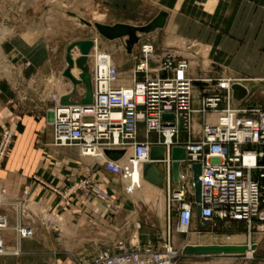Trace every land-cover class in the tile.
Masks as SVG:
<instances>
[{"label": "built area", "instance_id": "built-area-1", "mask_svg": "<svg viewBox=\"0 0 264 264\" xmlns=\"http://www.w3.org/2000/svg\"><path fill=\"white\" fill-rule=\"evenodd\" d=\"M118 41V49L132 57L129 83L120 84L113 54L98 49L92 56L88 54L92 102L80 104L85 90L74 88L63 77L48 95L52 103L48 111L52 145L76 148L81 158L90 159L115 176L126 195L139 189V174L144 182L143 164L153 162L163 173L167 225L159 245L148 242L135 251L120 246L115 253L101 250L91 264H175L180 251L172 246L170 217L175 211V231L185 235L195 219L196 206L200 207L201 226L213 222L241 225L248 234L247 243H251L252 233L264 234V76L253 78L249 88L235 78H193L189 74L190 59L174 50L158 52L154 42L139 38L138 52L132 55V51L126 52L124 39ZM71 53L73 68L77 69L75 61L81 54L73 58ZM71 71L72 77L79 79ZM195 83L207 86V90L198 88L195 93ZM233 84L246 89L245 98L233 99ZM65 96L72 103L61 104ZM163 115L173 118L164 120ZM14 136L10 127L0 131V166ZM153 147L163 148L161 159L150 160ZM173 148H182L186 154L178 161L177 183L172 180ZM107 150L123 151V155L110 160L105 155ZM193 164L201 166L199 202L194 201ZM173 185L177 188L172 189ZM84 189L104 201L107 208L119 209V204L88 178L79 179L69 192ZM26 196V191L19 199L8 195L0 182V256L19 255L21 242L33 237L34 216L23 208L28 205ZM4 208L15 212L12 249L1 236L9 228ZM44 213L53 220L45 221L38 213L39 223L57 232V216L47 209Z\"/></svg>", "mask_w": 264, "mask_h": 264}, {"label": "crops", "instance_id": "crops-1", "mask_svg": "<svg viewBox=\"0 0 264 264\" xmlns=\"http://www.w3.org/2000/svg\"><path fill=\"white\" fill-rule=\"evenodd\" d=\"M136 1L156 8V14L150 21L161 11L167 13L162 28L167 46L171 42H196L209 48L207 58L215 65V70L206 71L203 65L201 69L193 66L189 74L196 76L191 77L214 78L221 74L222 77L249 80L264 76V0ZM43 5H46V0H0V15L7 14L4 19L11 16L14 27L23 32L40 33L33 44L19 34L5 40L3 45L5 56L14 66L12 76L20 73L18 86L23 88L30 86L37 74L49 80L48 77L57 76V72L59 76L64 70L61 66L58 71L56 63H53L55 58L49 51V44H52L49 28L56 24V20L47 23L49 20L45 13L40 12ZM88 39L94 38H81L74 42ZM113 59L119 71L122 60L114 58V54ZM129 70L126 76L119 73L122 85L129 83ZM12 76L0 79V131L10 127L15 132L8 155L0 166V182L5 192L14 198L19 199L24 191L27 192L28 205L23 208L34 216V234L21 242L19 255L0 256V264H91L101 250L115 253L120 246L127 251H135L148 242L159 245L160 241L156 240L165 232L167 225L166 190L161 189V193L148 202H144L142 197L128 196L115 176L103 171L90 159L81 158L76 148L54 147L50 114L41 119L17 114L12 102L15 96ZM245 85L252 87L251 83ZM198 88L195 83V93ZM49 103L48 109L52 106ZM48 127L51 131L47 133ZM82 178H88L99 191L106 193L110 200L119 204V209L107 208L105 202L88 189L69 192V188ZM176 188L172 186V189ZM50 189L57 190V193ZM45 209L57 216L59 227L56 236L36 217L40 212L52 221V216L44 213ZM3 210L8 215L9 228L1 236L6 246L12 248L15 243L12 231L15 212L12 208ZM152 213L154 222L151 221ZM208 226H201L194 219L187 234L178 233L181 237L178 250L181 251L186 244H202L194 239L204 234ZM181 257L184 264H209L202 259L205 257Z\"/></svg>", "mask_w": 264, "mask_h": 264}, {"label": "rangeland", "instance_id": "rangeland-1", "mask_svg": "<svg viewBox=\"0 0 264 264\" xmlns=\"http://www.w3.org/2000/svg\"><path fill=\"white\" fill-rule=\"evenodd\" d=\"M41 8L40 12L45 13V17L49 20L47 22L48 24H50V20H56V24L49 28L51 30L50 34L52 35V44H49V51L53 58H55L53 59V63H56L58 71H60L61 66L63 68L65 67L64 57L66 47L76 39L92 37L96 39V50L98 49L99 51H106L114 54V58L116 59L120 57L122 65L119 69V73H122L123 76L128 74V70L133 62L132 57L130 55H125L118 49V40H107L100 36L94 24L114 25L123 23L133 26H143L149 23L150 19L156 14L155 7L150 4L139 3L136 0H46V5H43ZM3 16L4 15H0V23L3 22L5 26V28H0V79H10L14 71V66L11 65L3 51L5 40H8L14 35L18 36L21 34L24 40L27 37V42L33 44V42L40 37V33L23 32L22 29L14 27L11 22V16L7 19H4L7 14ZM137 36L141 39L154 42L158 52L174 50L181 56L190 59L191 68L193 66H199L197 68L201 69V65H203L206 71L215 70V65L207 58V54L209 53V48L207 46L196 42H171L168 43L169 46H167L165 44L163 29H158L149 34L138 33ZM137 52L138 46L135 45L132 49V55H135ZM26 63L27 62L24 63L25 66ZM56 75L57 76H50L48 77L49 80H46L44 76L37 74L34 76L35 78L30 86H25V88L21 87V85L18 86L21 78L20 73H15L12 76L15 82V96L12 102L15 105V110L18 115H33L35 118L41 119L42 116L45 117L46 114H49L48 107L50 103L48 95L50 91L55 86H59L62 81V74L58 76L57 72ZM215 77H222V75L219 74L214 76V78ZM119 78L121 79V77ZM198 85L199 90H207L205 88L207 86ZM79 88L82 90L84 89L83 87ZM49 131H51L50 127L47 129V133ZM138 182L139 189H136V191L131 194H127L128 196L142 197L144 202H148L154 200L161 193V191L154 190L145 182L140 180ZM163 199L164 196L162 193V203ZM50 213L55 215V212L50 211ZM154 216V213H152L151 221L153 222L155 221ZM170 227L172 232V246L174 249L178 250L181 237L175 231V218L172 216L170 217ZM247 240L248 234L246 230L241 225H236L234 223L227 225L221 223L210 224L204 234L194 239V241L202 244H239ZM156 241L160 240L158 239ZM250 241L251 243L257 244L256 251L251 253L250 256L244 255L243 259H239V255L210 256L202 259L208 261L209 264H264V234L254 232L250 236ZM175 264H184V259L181 257L180 252Z\"/></svg>", "mask_w": 264, "mask_h": 264}, {"label": "water", "instance_id": "water-1", "mask_svg": "<svg viewBox=\"0 0 264 264\" xmlns=\"http://www.w3.org/2000/svg\"><path fill=\"white\" fill-rule=\"evenodd\" d=\"M167 18V13L161 11L154 17L149 23L143 26H133L129 24L118 23L114 25H105L100 23H95L98 34L107 40H123L125 41V49L128 54L131 53L133 47L138 43L139 37L138 33L149 34L158 29H162L165 25ZM94 42L92 39L79 40L69 44L65 51V63L66 67L62 71V77L71 81L74 88L78 86H83L85 89L84 97L80 100V104L87 105L92 102V90L90 83V76L88 73L87 66V56L90 50L93 48ZM73 48H77L80 51L81 56L76 59L75 65L77 69L81 71L79 74V79L72 77L70 70L73 68V62L70 56V52ZM233 91V99L235 101L242 100L246 97L247 91L240 84H233L231 87ZM61 104L72 103L69 100V96H65L60 100ZM162 118L172 119V115H163ZM163 153V148L153 147L150 150V160L161 159ZM171 157L174 160L172 164V180L173 183L178 181V168L180 160L185 159V150L182 148H173L171 152ZM105 155L110 160H118L122 155L123 151L107 150ZM192 181L194 184V201H200V191L201 183L199 176L201 173L200 164H193L191 166ZM142 177L149 184L162 189L163 188V173L157 168L153 162L144 163L142 166ZM175 211L172 212V217H175ZM200 219V207L195 208V220L198 222ZM206 227V224L205 226ZM53 236L57 235V232L51 231ZM257 248L255 243L246 244H186L181 248L180 255L184 257H210V256H232V255H246L247 251L254 253Z\"/></svg>", "mask_w": 264, "mask_h": 264}, {"label": "bare ground", "instance_id": "bare-ground-1", "mask_svg": "<svg viewBox=\"0 0 264 264\" xmlns=\"http://www.w3.org/2000/svg\"><path fill=\"white\" fill-rule=\"evenodd\" d=\"M216 2V1H215ZM208 3H209V1H208ZM101 17H103V16H101ZM2 27H4L3 25L2 26H0V28H2ZM95 41H96V39H95ZM96 43V42H95ZM95 46L93 47V49L91 50V52H89V56H92L93 55V53L95 52ZM72 53V56H73V58H76V56H78V54L80 53V51L77 49V48H73L72 49V51H71ZM90 60V59H89ZM72 74L75 76V77H79V71L76 69V68H72ZM191 76H193V77H195L196 76V74H194V73H192L191 74ZM236 80H238V82H240V84H242V85H244V86H246L245 85V83H250L251 82V80L252 79H243V78H235ZM121 85H122V83H120ZM128 84V83H127ZM79 87H81V86H78V88ZM83 87V86H82ZM248 87V86H247ZM84 88V87H83ZM85 90V89H84ZM180 170V169H179ZM179 172V171H178ZM138 178H140V174H139V177ZM144 182L147 184V185H149V186H151L154 190H156V191H160L161 189H159V188H157V187H155V186H153V185H151V184H149L148 182H146L145 180H144ZM163 189V188H162ZM29 207V206H28ZM27 209V208H26ZM29 209V208H28ZM32 208H30V210H31ZM33 210V209H32ZM40 213V212H39ZM43 216V215H42ZM43 218H44V220L45 221H50V219H49V217H47V216H43ZM12 248H14V246L12 247ZM11 247H10V249H12ZM250 254H251V251H247V253H246V255H248V256H250ZM245 255V256H246Z\"/></svg>", "mask_w": 264, "mask_h": 264}]
</instances>
